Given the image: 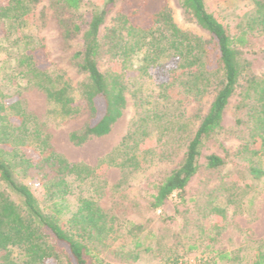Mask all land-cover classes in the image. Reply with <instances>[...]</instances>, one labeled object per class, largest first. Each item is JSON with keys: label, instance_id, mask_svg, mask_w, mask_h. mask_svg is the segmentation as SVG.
Returning <instances> with one entry per match:
<instances>
[{"label": "rangeland", "instance_id": "rangeland-1", "mask_svg": "<svg viewBox=\"0 0 264 264\" xmlns=\"http://www.w3.org/2000/svg\"><path fill=\"white\" fill-rule=\"evenodd\" d=\"M256 1L204 0V3L227 33L234 36L240 29L250 27ZM101 6L102 0H83L73 17L82 22L86 13ZM164 6L178 28L200 38L204 46L211 45L208 32L183 9L181 0H115L100 33L104 34L119 16H124L129 23L143 28L153 25L165 35L163 24L156 16ZM71 16L55 0H34L32 15L21 34L27 36L31 46L42 45L50 70L62 74L76 88L74 95L80 100L81 108L72 117L61 116L43 91L27 85L18 74L16 56L24 47L22 41H15L19 33L13 30L11 35L0 36V92L18 95L20 106L35 117L48 137L44 152L52 151L69 164L82 165L90 171L64 177L67 192L63 195L60 222L69 226L66 221L81 199L93 202L119 230L105 248L98 247L99 256L114 264H200V259L208 256L212 260L213 253L206 254V246L238 254L243 259L227 264H246L257 248L264 249V180H249L242 168L244 160L235 155L239 145L250 140L248 128L235 123L245 115L244 109L235 108L238 96L230 98L221 130L203 148L205 153L223 157L226 164L215 169H206L201 164L186 185L183 199L172 193L161 207L152 209L150 201L156 185L180 163L187 143L185 135L197 128L209 109L215 95V80L207 93L188 102L184 79L174 77L173 65L166 58L143 73L136 69L141 65L144 51L133 56L126 66L122 58L102 53L99 70L120 74L125 106L107 134L92 136L76 145L70 140V134L80 132L91 113L78 91L79 84L86 79L74 58L82 49L81 32L66 37L61 24L62 19ZM251 26L248 45L242 48L243 56L250 63L251 72L264 78V63L248 53L264 48V34L258 25L251 23ZM84 28L83 25L82 30ZM182 124L185 125L184 133L177 128ZM131 131L136 132L133 139L121 147L123 137ZM22 150L24 157L39 156L27 146ZM112 153L114 161L109 162L107 156ZM44 170L48 172V166H44ZM16 178L29 187L43 208L51 201L59 202L58 191L53 196L47 192V186L55 179L52 174L43 175L30 168L16 173ZM247 183L253 185L245 193ZM232 187L237 194L229 196L228 188ZM12 198L16 202L19 200L14 194ZM135 242L141 246L135 248ZM146 247L148 249H144ZM128 251L137 253V258L127 255ZM3 254L1 251L0 263ZM15 254L12 250V256Z\"/></svg>", "mask_w": 264, "mask_h": 264}, {"label": "trees", "instance_id": "trees-1", "mask_svg": "<svg viewBox=\"0 0 264 264\" xmlns=\"http://www.w3.org/2000/svg\"><path fill=\"white\" fill-rule=\"evenodd\" d=\"M55 2L72 14L70 18L61 20L65 36L81 32L82 38V49L75 53L74 58L78 70L86 74L78 91L88 106L91 118L80 132L70 134L74 144L80 145L92 136L107 134L125 106L120 74L99 70L101 54L122 58V64L126 66L133 56L144 51L141 65L136 70L146 73L166 58L173 65L174 77L184 79L188 102L207 93L213 79L216 89L209 109L197 128L185 135L187 143L180 163L156 185L150 207H161L172 193L183 199L186 185L201 164L206 169L221 168L226 164L223 157L205 153L203 148L221 130L224 110L233 95L238 96L235 108L245 110L244 118L236 119L235 123L245 125L250 137L249 141L239 145L235 155L244 160L242 168L249 180H264V78L251 72L250 63L244 58L242 50L248 45L251 23L258 25L264 34V3L261 0L255 2V15L250 27L240 29L234 36H230L206 9L204 0H181L183 9L208 32L211 41L208 46H204L200 38L178 28L165 6L156 14L163 24L165 35L153 25L143 28L129 23L124 16H119L116 23L101 35V25L115 0H102V6L86 13L82 22H78L73 14L81 8L83 0ZM33 4L34 0H0V36L11 35L13 30L19 33L15 41H22L24 47L16 56L18 74L27 85L43 91L47 100L57 106L61 116L72 117L81 108L80 100L74 95L76 88L62 74L50 70L42 45L31 46L27 36L21 34L32 15ZM83 25L85 28L82 30ZM248 53L264 63V48ZM177 128L183 129L184 133V124ZM134 133L128 132L120 146H126ZM47 141L48 137L39 128L35 117L20 106L18 95L0 92V252L4 251L0 264H114L99 256L98 247L105 248L119 230L93 202L81 199L66 221L69 226L60 222L65 200L63 195L67 192L64 177L89 174L90 171L85 166L69 164L52 151L44 152ZM24 146L32 148V153H39V156L24 157ZM114 153L107 156L109 162L114 161ZM44 166H48V172ZM30 168L43 175L52 174L55 179L47 186V192L53 196L58 191L59 202L51 201L43 208L29 187L17 180L16 173H24ZM252 185L245 184L244 192ZM234 189L228 188L229 196L237 194ZM239 189L242 193V187ZM12 194L17 196L18 202L14 201ZM140 246L138 242L134 243L135 248ZM206 249V254L213 253L212 260L208 256L205 260L200 259V264H227L243 260L229 251L212 250L209 246ZM12 250L16 251L14 256ZM133 251H128L127 255L137 258V253L132 254ZM246 264H264V249L257 248Z\"/></svg>", "mask_w": 264, "mask_h": 264}]
</instances>
